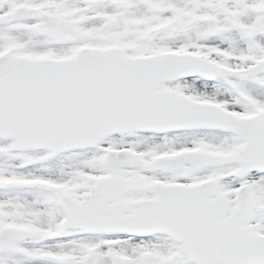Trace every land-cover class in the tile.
Here are the masks:
<instances>
[{"label": "snow or ice", "instance_id": "obj_1", "mask_svg": "<svg viewBox=\"0 0 264 264\" xmlns=\"http://www.w3.org/2000/svg\"><path fill=\"white\" fill-rule=\"evenodd\" d=\"M0 264H264V0H0Z\"/></svg>", "mask_w": 264, "mask_h": 264}]
</instances>
